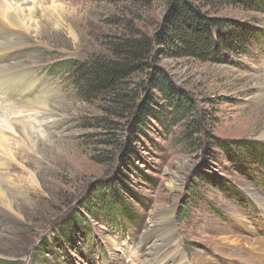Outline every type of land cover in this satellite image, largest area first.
I'll list each match as a JSON object with an SVG mask.
<instances>
[{"label":"rangeland","instance_id":"rangeland-1","mask_svg":"<svg viewBox=\"0 0 264 264\" xmlns=\"http://www.w3.org/2000/svg\"><path fill=\"white\" fill-rule=\"evenodd\" d=\"M27 2L29 30L16 39L21 47L0 54V67L11 62L19 67L0 73V112L15 117L6 105L17 102L13 96L23 84L19 78L24 72L42 87L58 91L61 99L51 109L60 122L41 132L38 145L28 147L23 158L27 170L13 172V187L16 183L19 191H11L14 214L2 217L0 259L13 264H143L151 246L144 233L159 228L168 209H174L184 252L189 257L202 255V264L210 259L228 264L208 235L228 226L243 232L245 219L264 220V186L233 166L217 141L264 145V42L226 49L218 60L169 57L155 37L162 31L170 0ZM196 6L210 18L231 19L264 38V7L249 9L225 0ZM129 45L137 48L130 62L137 67L127 79L128 87L119 92L90 99L75 82V69L64 65L97 57L121 59L125 49H133ZM6 58L12 61L5 63ZM156 70L195 102L198 133L190 142L189 120L169 128L154 121L149 137L133 143L135 167L123 153L128 121L136 111L135 96L139 101L147 93L143 86ZM24 87L30 97L41 88L26 81ZM120 92H127L129 100L122 101ZM208 140L216 145L208 146ZM200 175L206 181H198ZM121 176V192L137 213L134 223L122 220V227L114 221H95L81 211L86 227L63 230L100 182ZM195 183L200 207L192 204L189 218L181 222L179 215L191 201ZM161 233L157 230L153 236Z\"/></svg>","mask_w":264,"mask_h":264},{"label":"trees","instance_id":"trees-1","mask_svg":"<svg viewBox=\"0 0 264 264\" xmlns=\"http://www.w3.org/2000/svg\"><path fill=\"white\" fill-rule=\"evenodd\" d=\"M204 1L206 0H170L162 31L155 37V40L164 47L166 55L218 60L226 49H242L245 48V43H257V40L264 42V38L257 36L258 32L243 24L231 19L208 17L196 6V3ZM225 2L241 4L249 9L264 7V0H225ZM133 43L135 46L137 45L135 42ZM137 55V48L133 47V49H125L121 54V59L97 57L83 63L75 61L74 64L71 62L68 64L69 61H66L67 65H64L69 69H75V82L81 86L82 93L91 99L99 95L119 92L125 85L127 86V79L137 67L130 62ZM143 90L147 93L141 100H137V95L134 98L133 108L135 107L136 111L132 119L128 121L127 142L123 146L125 160L128 165L132 166H135L134 160L137 157L133 143L143 137H149L148 131L154 121L156 125L160 124L161 127L169 128L177 121L189 120L191 129L188 128L186 134L190 142L198 133V125H196L198 121L193 118L197 105L187 93L176 88L163 71L153 72L150 82L143 86ZM154 90H157L163 97L164 104L159 103L158 95ZM120 94L122 101L129 100L130 96L127 92L124 95L121 92ZM110 124L111 122H109ZM208 135L210 138L209 133ZM207 142L208 146L211 143L213 147L216 145V142L209 140ZM217 144L231 159L233 166L264 186V182H261V180L264 181V145L252 146L251 143H247V146L236 144L229 146L221 141H217ZM198 181H206V178L200 175ZM123 185L125 183L122 176L100 182L98 187L90 192L88 198L81 201V210L77 214L74 213L71 221L64 225L63 230L74 231L81 225L86 227L82 212L95 221H114L118 226H122V220L134 223L137 220V213L133 204L129 200H125L120 188H123ZM197 185L198 183L192 185L190 190H193ZM196 197V191L193 190L190 195L191 201H188L179 215L181 222L189 218L192 206L200 207L201 202L196 200ZM2 263L13 264L0 259V264Z\"/></svg>","mask_w":264,"mask_h":264},{"label":"bare ground","instance_id":"bare-ground-1","mask_svg":"<svg viewBox=\"0 0 264 264\" xmlns=\"http://www.w3.org/2000/svg\"><path fill=\"white\" fill-rule=\"evenodd\" d=\"M27 4V0H0V54L21 47L16 39L25 36L29 30L24 15ZM8 61H12V58L5 59V63ZM13 65L12 62L7 65L2 63L3 67H0V73L14 69ZM23 74L19 78L23 84L17 88L15 91L17 93L13 96L17 102L14 101V103L6 105L7 108H11L15 117H7L8 115L5 116L0 112V229L5 224L2 217L14 214L11 191L18 189L16 183V188L13 187V172L24 173L27 170L23 158L24 153L29 151L28 147L38 145L41 135H43L41 132L44 129L58 126V122H60L51 109L52 104L61 99L58 91L55 92L49 86L44 88L42 83H37L34 76L26 78L27 75ZM24 81L31 83V86L35 85L41 88L36 89L34 96L30 97L31 94H28L24 87ZM27 118L29 121L26 120ZM14 145L16 149H14ZM32 180L35 185L39 184L36 175H32ZM244 221L246 222L244 223L246 231L239 232L229 226L227 228L219 227L214 235H208V237L212 239L216 252L229 261L228 264H264V220L259 221L252 218ZM258 222L263 229L256 228L259 226ZM160 224L159 228L144 233L145 237L150 240L151 246L147 254L150 261L146 260L143 264H202V255L197 254L194 257H189L180 245L174 209H168L167 215ZM157 230L162 233L154 237L153 234ZM207 263L216 264L213 259L207 260Z\"/></svg>","mask_w":264,"mask_h":264}]
</instances>
